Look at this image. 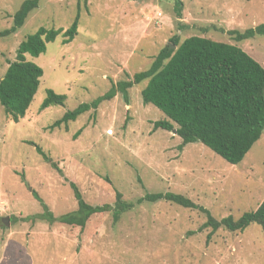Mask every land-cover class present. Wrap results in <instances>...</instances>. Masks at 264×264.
Listing matches in <instances>:
<instances>
[{"label":"rangeland","instance_id":"374dc122","mask_svg":"<svg viewBox=\"0 0 264 264\" xmlns=\"http://www.w3.org/2000/svg\"><path fill=\"white\" fill-rule=\"evenodd\" d=\"M22 2L0 0V30L12 25ZM182 2L178 19L173 0H39L15 33L0 38L1 78L27 34L41 26L67 29L79 6L72 41L63 44L60 34L39 55L26 54L43 74L24 116L13 122L0 105V264H264V233L256 223L242 232L219 228L208 237L210 227L199 229L204 213L163 199L136 204L116 222L110 211L93 214L83 228L38 216L43 208L32 190L55 216L76 208L65 178L90 204L112 205L116 190L128 201L173 191L217 219L237 218L262 200L264 131L237 164L200 142L180 150L176 133L152 129L165 115L143 104L146 81L129 88L127 100L117 93L67 126L49 127L66 111L105 93L111 81L146 69L174 35L180 41L202 35L234 43L264 68V35L235 41L227 32L264 23V0ZM47 89L65 94L64 104L41 110ZM6 216L8 225L2 222Z\"/></svg>","mask_w":264,"mask_h":264},{"label":"trees","instance_id":"16d2710c","mask_svg":"<svg viewBox=\"0 0 264 264\" xmlns=\"http://www.w3.org/2000/svg\"><path fill=\"white\" fill-rule=\"evenodd\" d=\"M173 2V10L179 19L183 2ZM38 3L39 0H23L12 16V25L0 30V38L15 33ZM78 25L79 6L67 29L41 26L19 42L15 59L8 62L0 78V105L13 122H18L24 116L43 74L42 68L28 60L26 54L39 55L46 50V43L55 40L60 34L63 44L72 41L78 33ZM227 32L235 41H241L255 34L264 35V23L243 31L230 29ZM171 42L159 49L146 69L133 73L129 79L111 81L105 93L66 111L49 127L67 126L69 121L90 109H97L102 101L112 99L117 93L127 100L128 89L146 81L140 90L143 104L151 103L165 115V118L153 121V130L175 129L181 138L177 145L180 150L188 143L200 142L227 162L239 163L264 131V68L234 43L202 35H191L181 41L174 35ZM65 99V94L47 89L40 109L63 105ZM79 132L76 131L74 136ZM30 143L45 162L63 175L58 164L39 145ZM21 178L25 181L23 175ZM65 179L76 200V208L61 215L55 216L36 191L32 190V195L43 208L38 216L49 223L57 221L83 228L91 215L107 211L111 212L116 222L123 212L136 204L163 199L204 213L206 220L199 229L210 227L208 237L219 228L242 232L251 223L259 225L264 233V197L254 209L244 211L237 218L227 215L217 219L206 207L173 191L145 193L135 201H128L116 190L112 205L90 204L83 199L77 185Z\"/></svg>","mask_w":264,"mask_h":264},{"label":"water","instance_id":"95a60500","mask_svg":"<svg viewBox=\"0 0 264 264\" xmlns=\"http://www.w3.org/2000/svg\"><path fill=\"white\" fill-rule=\"evenodd\" d=\"M171 46H173V45H171ZM172 132H173V133H176V130H175V129H172ZM8 221H9V217H8V216L2 218V222H3L5 225H8Z\"/></svg>","mask_w":264,"mask_h":264}]
</instances>
